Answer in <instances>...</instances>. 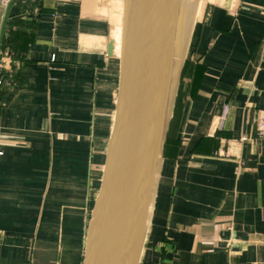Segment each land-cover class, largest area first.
I'll use <instances>...</instances> for the list:
<instances>
[{
    "label": "crops",
    "instance_id": "crops-1",
    "mask_svg": "<svg viewBox=\"0 0 264 264\" xmlns=\"http://www.w3.org/2000/svg\"><path fill=\"white\" fill-rule=\"evenodd\" d=\"M202 4L138 264H264V0ZM124 7L0 0V264L84 263Z\"/></svg>",
    "mask_w": 264,
    "mask_h": 264
},
{
    "label": "water",
    "instance_id": "water-1",
    "mask_svg": "<svg viewBox=\"0 0 264 264\" xmlns=\"http://www.w3.org/2000/svg\"><path fill=\"white\" fill-rule=\"evenodd\" d=\"M124 1L114 125L83 264H138L150 205L147 200L142 212L143 196L152 192L163 158L185 62L184 42L172 91L182 0ZM190 34L189 28L187 40ZM114 51L112 39L108 55Z\"/></svg>",
    "mask_w": 264,
    "mask_h": 264
},
{
    "label": "bare ground",
    "instance_id": "bare-ground-1",
    "mask_svg": "<svg viewBox=\"0 0 264 264\" xmlns=\"http://www.w3.org/2000/svg\"><path fill=\"white\" fill-rule=\"evenodd\" d=\"M192 1L193 0H182L181 2L185 3V5H187V4H191ZM185 5L183 6V8H185ZM188 10H187V8H185V12H183V11L180 12L179 33H178V48L184 42L187 43V46H188V40H187V37H188V20H187V16L192 15L191 13L188 12ZM121 40H122V31H121ZM121 40L118 43V41L116 39H114V41H115L114 54L118 55L119 57H120V51H121ZM178 48H177V51H178ZM179 61H180V57L179 58L177 57V52H176L175 61H174L173 76H172V84H171V90L172 91H173V88L175 86V73H176ZM156 176H157V172H156V175H155V179H156ZM149 178H150V176H149ZM148 179L146 180L147 181V185H146L147 192L152 189V181H150ZM148 184H149V187H148ZM143 199H144V204H143L142 212L144 211V209L146 207L147 200H149L148 204H151L152 192L150 193V195H148V193H146L143 196ZM147 210H148V207H147ZM150 211H151V205H149L148 216H149ZM147 220H148V218H147Z\"/></svg>",
    "mask_w": 264,
    "mask_h": 264
},
{
    "label": "rangeland",
    "instance_id": "rangeland-1",
    "mask_svg": "<svg viewBox=\"0 0 264 264\" xmlns=\"http://www.w3.org/2000/svg\"><path fill=\"white\" fill-rule=\"evenodd\" d=\"M185 5V3L181 2V6H180V12H185V8H187L188 12L191 13L192 15L190 16H187V20H188V31H189V28H190V33H192V29L194 27V24L197 20V17H199L201 14V10H202V7H203V4H202V0H193L191 4H187L185 5V8H183V6ZM191 10V11H190ZM122 25L121 24V31H122ZM121 34V33H120ZM119 36V35H118ZM191 37V34L189 35V39ZM188 39V41H189ZM121 40V37L119 39V42ZM189 45V44H188ZM185 54H186V51H187V43H186V47H185ZM184 52V48H182V44L179 46L178 48V51H177V57L181 59V53ZM180 85L179 87L177 88V93H176V96L174 98V101H173V104H172V110L170 109V123H169V129H170V124H171V121L173 120V113L175 114L176 112V109L179 107L180 105ZM169 129H168V134H167V140H168V137H170L169 135ZM167 143V142H166ZM149 218V216H148Z\"/></svg>",
    "mask_w": 264,
    "mask_h": 264
},
{
    "label": "built area",
    "instance_id": "built-area-1",
    "mask_svg": "<svg viewBox=\"0 0 264 264\" xmlns=\"http://www.w3.org/2000/svg\"><path fill=\"white\" fill-rule=\"evenodd\" d=\"M3 83H4V77L3 75H0V86H2ZM227 113H228V108L226 107L222 115V121L225 119ZM256 124L259 135L261 137H264V114L258 115ZM2 243H3V235L2 233H0V246L2 245Z\"/></svg>",
    "mask_w": 264,
    "mask_h": 264
},
{
    "label": "trees",
    "instance_id": "trees-1",
    "mask_svg": "<svg viewBox=\"0 0 264 264\" xmlns=\"http://www.w3.org/2000/svg\"><path fill=\"white\" fill-rule=\"evenodd\" d=\"M4 80H5V79H4ZM175 144L179 146V142H177V143L175 142ZM170 145L173 146V142H172V141L170 140V138L168 137L167 144H166V149H167V147H169Z\"/></svg>",
    "mask_w": 264,
    "mask_h": 264
}]
</instances>
